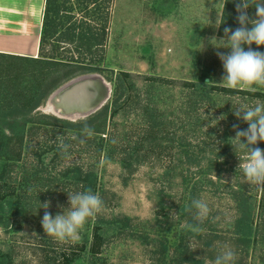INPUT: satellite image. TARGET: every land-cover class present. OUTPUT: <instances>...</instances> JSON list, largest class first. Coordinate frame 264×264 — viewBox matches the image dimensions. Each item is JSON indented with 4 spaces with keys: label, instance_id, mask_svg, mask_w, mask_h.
<instances>
[{
    "label": "rangeland",
    "instance_id": "rangeland-1",
    "mask_svg": "<svg viewBox=\"0 0 264 264\" xmlns=\"http://www.w3.org/2000/svg\"><path fill=\"white\" fill-rule=\"evenodd\" d=\"M103 1L107 3L104 45L93 54L103 58L99 63L103 71L64 82L14 123L21 129L22 121L46 117L55 120L56 126L26 124L29 131L24 135L22 160L9 164L4 174L3 179L20 195L21 205L17 211L0 213V253L5 255L0 263L10 259L11 264H51L74 244L88 246L93 224L102 222L101 252L96 256L84 252L72 264H211L225 244L236 253L234 264H264V237L258 234L252 248L232 241L239 211L231 191L243 186L251 209L256 208L259 195L254 189L260 188L250 184L238 168V156L243 154L230 141L235 138L233 125L239 130L249 125L234 110L240 103L254 106L256 102L207 89L223 87L225 72L217 52L227 54L230 49L220 47V40L227 37L218 30L223 14L225 27L240 26L239 0ZM247 15L256 18L254 5ZM81 17L74 14L77 21ZM251 48L264 52V46L252 44ZM119 72L129 74L133 93L128 106L109 119L107 132L115 146L107 155L105 150L98 152V136L59 128L93 113L66 116L59 110L57 114L52 100L67 83L93 76L107 90L99 111L111 102L114 87L122 88ZM148 77L169 83L148 81ZM150 127L157 131L153 137L147 135ZM60 139L70 146L67 153L58 147ZM254 147L264 150V141ZM135 151L138 159L123 162L122 153L135 155ZM23 177L26 184L19 188ZM87 189L100 196L103 207L86 222L79 238L58 242L47 236L41 223L46 211L42 205L50 202L47 211L54 218L70 209L68 192ZM193 199H203L209 206L203 223L194 219L195 209L186 210ZM189 224L202 231L192 232L186 227Z\"/></svg>",
    "mask_w": 264,
    "mask_h": 264
},
{
    "label": "trees",
    "instance_id": "trees-1",
    "mask_svg": "<svg viewBox=\"0 0 264 264\" xmlns=\"http://www.w3.org/2000/svg\"><path fill=\"white\" fill-rule=\"evenodd\" d=\"M106 6L107 3L103 0H44L37 56L34 58L0 53V107L2 108L0 110V213L17 211L18 205H21L20 195L15 194L13 184L6 182L3 178L11 164L22 160L24 135L29 131L24 126L29 122L31 125L42 126V128L43 126H56L52 122L55 120H49L46 117H39L33 121H22L19 125L21 129H18L19 127L14 123L19 120L17 118L21 114H29L37 108L52 90L64 82L77 75L103 71V68L99 66L103 58L101 59L96 54L95 59L93 54L104 45L106 14L103 11L106 10ZM76 13L82 14L81 21L75 20L74 14ZM226 22V16L223 14L218 30L220 35H225ZM117 77L120 78L123 86L122 88L114 87L113 98L109 104L77 124L64 122L65 125L59 126L64 130L68 129L81 134L84 124L87 123L93 130V135L98 136V152L105 150L107 155L115 146L111 133L107 132L109 119L128 106L132 98L130 94L133 93V87L128 82L129 74L119 72ZM145 79L152 82L169 83L153 77ZM183 85L190 88L194 86L191 83ZM207 89L217 94L245 98L251 103L264 102V92L253 93L215 85H210ZM123 93H126V96ZM156 132L155 127H150L147 135L153 137L152 135ZM124 141L121 144L123 147ZM136 145L142 148L141 143H136ZM122 154V160L125 163L129 158L138 159L137 151L135 155ZM23 184H26L25 177L18 182L19 188ZM254 191H256L255 194L259 192V195L256 208L251 209L247 192L243 186L238 185L236 192L231 191L235 207L239 211L235 219L232 241H243L244 246L250 244L251 248L256 244L258 234L264 237V187L255 188ZM13 200L16 207L13 206ZM101 234L102 222L94 223L88 246L82 243L74 244L70 250L63 251L53 259L51 264H72L84 252H87L89 256L98 255L103 244ZM241 251L246 257V249ZM2 256L5 255L0 253V258ZM6 264H11L10 259Z\"/></svg>",
    "mask_w": 264,
    "mask_h": 264
},
{
    "label": "clouds",
    "instance_id": "clouds-1",
    "mask_svg": "<svg viewBox=\"0 0 264 264\" xmlns=\"http://www.w3.org/2000/svg\"><path fill=\"white\" fill-rule=\"evenodd\" d=\"M256 8V18L250 19L247 9L250 6ZM237 21L239 27L235 30L225 27L224 33L227 40H220L222 46L230 49V52H217L222 61L225 75L222 77L221 85L227 89H239L256 92L264 88V52L252 50L251 45L264 46V0H239L236 3ZM251 24V28L247 25ZM212 41H216L213 37ZM248 45L247 51L243 45ZM234 115L249 125L247 130H239L238 125H233L235 138L230 141L232 146L243 155L240 159L239 169L242 170L246 180L253 185L264 187V150L254 147L258 141H264V102L257 101L254 106L240 103L234 110ZM82 134L87 137L93 135V130L84 124ZM246 139V143L242 142ZM73 139H76L74 136ZM84 143L83 140L80 141ZM115 143V141H113ZM58 147L63 153L68 152L70 147L59 140ZM70 209L57 214L54 218L47 209L50 202L42 207L46 210L42 218L44 233L58 242L77 240L79 232L90 218L101 212L103 201L98 194L91 189L82 192H68ZM195 209L194 219L203 223L207 219L210 209L203 199H193L191 205H186L187 211ZM194 233L202 229L194 225H186ZM236 253L227 244L222 245L211 264H234Z\"/></svg>",
    "mask_w": 264,
    "mask_h": 264
},
{
    "label": "crops",
    "instance_id": "crops-1",
    "mask_svg": "<svg viewBox=\"0 0 264 264\" xmlns=\"http://www.w3.org/2000/svg\"><path fill=\"white\" fill-rule=\"evenodd\" d=\"M44 0H0V53L36 57Z\"/></svg>",
    "mask_w": 264,
    "mask_h": 264
},
{
    "label": "water",
    "instance_id": "water-1",
    "mask_svg": "<svg viewBox=\"0 0 264 264\" xmlns=\"http://www.w3.org/2000/svg\"><path fill=\"white\" fill-rule=\"evenodd\" d=\"M91 77V78H89ZM93 76L79 77L60 88L52 105L68 116L85 117L99 109L106 99L107 90Z\"/></svg>",
    "mask_w": 264,
    "mask_h": 264
},
{
    "label": "bare ground",
    "instance_id": "bare-ground-1",
    "mask_svg": "<svg viewBox=\"0 0 264 264\" xmlns=\"http://www.w3.org/2000/svg\"><path fill=\"white\" fill-rule=\"evenodd\" d=\"M49 109V108H48ZM55 108H53V110H54ZM55 111V113H57V114H60V112H58L59 110H54Z\"/></svg>",
    "mask_w": 264,
    "mask_h": 264
}]
</instances>
